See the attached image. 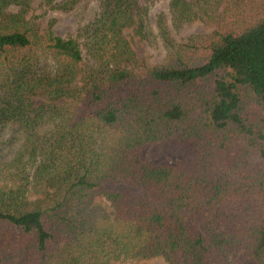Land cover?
I'll use <instances>...</instances> for the list:
<instances>
[{"label": "trees", "instance_id": "16d2710c", "mask_svg": "<svg viewBox=\"0 0 264 264\" xmlns=\"http://www.w3.org/2000/svg\"><path fill=\"white\" fill-rule=\"evenodd\" d=\"M81 1L0 0V264H264V0Z\"/></svg>", "mask_w": 264, "mask_h": 264}, {"label": "rangeland", "instance_id": "374dc122", "mask_svg": "<svg viewBox=\"0 0 264 264\" xmlns=\"http://www.w3.org/2000/svg\"><path fill=\"white\" fill-rule=\"evenodd\" d=\"M85 0H82L83 3ZM87 0L86 2H88ZM89 9L84 15L85 22L87 19L93 16V11L96 8V2L90 0L86 3ZM167 9V0H159L155 3L152 15H157L161 10ZM41 17L39 22L42 28L48 26L51 19L54 21V31L62 36L67 35L71 31H75L77 28V16L74 12H62L46 8H39L36 11ZM79 17V16H78ZM213 29L210 24L197 21L194 25L183 33V39L187 40L191 34L204 33L207 34ZM126 34L131 38L132 48L134 49L138 57L144 58L148 63L160 62L162 60L163 53L158 52L152 48L138 36L133 33L132 28L126 29ZM254 111L261 110L264 113V109H260L257 106H253ZM190 148L186 145H181L173 141V139H167L159 142L147 143L140 149V157L146 163L151 165H176L184 159L188 154ZM233 264H258V262L249 255L247 249L242 247L237 256L232 260ZM115 264H170L161 257H155L148 260H144L138 263L129 261H117Z\"/></svg>", "mask_w": 264, "mask_h": 264}]
</instances>
